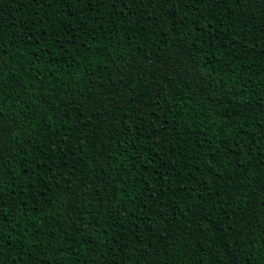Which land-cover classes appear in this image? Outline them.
<instances>
[{
  "label": "trees",
  "instance_id": "16d2710c",
  "mask_svg": "<svg viewBox=\"0 0 264 264\" xmlns=\"http://www.w3.org/2000/svg\"><path fill=\"white\" fill-rule=\"evenodd\" d=\"M0 264H264V0H0Z\"/></svg>",
  "mask_w": 264,
  "mask_h": 264
},
{
  "label": "snow or ice",
  "instance_id": "6c2138e0",
  "mask_svg": "<svg viewBox=\"0 0 264 264\" xmlns=\"http://www.w3.org/2000/svg\"><path fill=\"white\" fill-rule=\"evenodd\" d=\"M113 2H115V0H113Z\"/></svg>",
  "mask_w": 264,
  "mask_h": 264
}]
</instances>
